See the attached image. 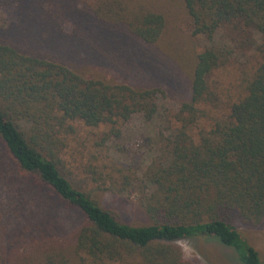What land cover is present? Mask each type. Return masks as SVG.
I'll return each mask as SVG.
<instances>
[{
	"label": "trees",
	"instance_id": "1",
	"mask_svg": "<svg viewBox=\"0 0 264 264\" xmlns=\"http://www.w3.org/2000/svg\"><path fill=\"white\" fill-rule=\"evenodd\" d=\"M180 2L205 46L174 58L177 69L154 61L144 69L154 59L149 46L159 45L177 17L156 0H0V9L14 6L16 15L0 25V142L44 198L38 200L48 206L47 192L81 219L65 247L50 210L36 224L20 220L17 227L32 237L25 257L43 264H185L174 242L186 236L214 239L243 264H263L240 229L264 221V0ZM238 23L261 39L243 91L222 112L211 76L234 49L216 37ZM146 68L175 87L185 72L177 111L162 110V91L148 82L130 85L107 74ZM136 113L146 121L162 113L168 132L158 135L159 151L143 168L116 163L107 148ZM91 142L89 164L81 166ZM145 143L151 148L154 138ZM133 189V221L101 201L107 194L113 205L127 206L121 197ZM4 216L0 203V264L14 260L4 252Z\"/></svg>",
	"mask_w": 264,
	"mask_h": 264
},
{
	"label": "rangeland",
	"instance_id": "2",
	"mask_svg": "<svg viewBox=\"0 0 264 264\" xmlns=\"http://www.w3.org/2000/svg\"><path fill=\"white\" fill-rule=\"evenodd\" d=\"M156 1L163 7L168 8L172 15L177 17L173 22L168 24L167 35H164L165 37L162 38L159 45L156 47L149 46V54L151 55V59H154L148 60V63L141 68L145 69L146 66L151 68L152 65L149 61L157 62L161 68H176L177 64H175L174 58L179 54L185 57V53L189 56L190 49L200 51L202 47L205 46L206 42L203 37L192 35L190 20H188L183 13L180 0ZM14 10V6L0 9V25L8 26L16 20ZM239 24L240 23H238L236 27H226L219 30L216 37L217 42L226 40L234 49V54L230 63L215 71L211 76V80L215 81L213 88L218 90L221 97V101L218 105L222 112L227 110L230 102L235 101L243 91V81L246 79L247 73L256 63L255 45L259 43L261 39L260 34L253 29L248 33H243L241 31V24ZM176 46H178V49L175 48ZM160 69H157V72L160 71ZM96 70L101 71L99 68H96ZM107 74L109 78L113 77L119 81L127 78L125 82H128L127 84L130 85L134 82L138 83L144 81L148 82L152 87L161 89L162 92L158 93V104L162 110L167 108L172 111H177L181 106V102H183L178 96L177 88L183 83L184 77L186 78L185 72L180 74L182 75V80L179 86L176 87L172 82H169V84L167 81L154 80L155 78L150 76L151 73L147 68L142 73H129V75L125 77L122 75L119 77L116 72L110 73L107 71ZM182 85L185 88L186 81ZM165 127L162 113L153 121H146L143 114L136 113L122 126L121 136L118 139L113 138V141L111 140L108 142V154H110L118 164L134 162L137 166L141 165V168H143L144 165L149 163L154 153L159 151V142L156 141H158V135L168 133L165 131ZM81 134H84V132ZM86 136L87 135H82L80 139L85 141ZM147 138H154L155 143L151 148L145 143V139ZM92 139L94 140L93 137ZM92 144L93 142L86 144L87 149L84 151L83 156L79 158V162L82 163L81 166H84L83 163L89 164L90 159L87 160L85 158L89 157L88 153ZM93 151L94 150H92L91 153ZM45 194L51 199L48 206L38 200L40 197L43 198L38 193V189L33 186V182H31L30 179L22 176L17 171V165L8 156L0 142V203L5 211L2 225V237L6 258L10 259L9 261L14 259L8 264H43L42 260L36 255H29L31 256L29 258L25 257L32 252L25 251L26 247H30L32 237L28 235L27 231H22L17 227L20 220H22V222L30 220L31 224H36L39 221L38 218L42 219L43 216H45V210H50L52 212L51 217L55 218L56 223L63 227V230L54 234L56 239H58L64 247L71 242V231L76 229L77 226H80L79 223L81 219L76 213L53 202L54 198L51 194L47 192H45ZM137 196L138 192L136 189H133L130 195L122 196L121 199L127 206H123L120 200L117 201L116 205H113L112 201L115 199L107 194L101 197V199H103L101 201L103 204L107 202L108 205L117 208L121 213L127 215L125 217L129 221H133L131 220L133 218L129 216L136 214L135 204ZM122 206L124 207L123 209H121ZM40 216H42V218ZM240 232L249 244L257 250L264 264V221L254 230L240 229ZM193 240L200 256L206 264H243L238 259L233 249L220 244L214 239L198 237L193 238ZM17 253H19V255ZM13 255L15 257H13ZM15 258H17V260ZM68 259L69 257H66L64 260ZM195 262L200 264V261Z\"/></svg>",
	"mask_w": 264,
	"mask_h": 264
},
{
	"label": "clouds",
	"instance_id": "3",
	"mask_svg": "<svg viewBox=\"0 0 264 264\" xmlns=\"http://www.w3.org/2000/svg\"><path fill=\"white\" fill-rule=\"evenodd\" d=\"M174 243L179 249L181 259L185 261V264H193L194 261H200V264H206L200 256L192 238L186 236L180 237Z\"/></svg>",
	"mask_w": 264,
	"mask_h": 264
}]
</instances>
